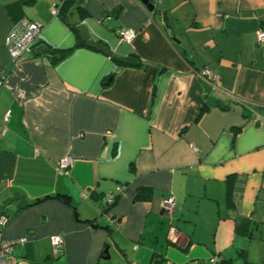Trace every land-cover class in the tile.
<instances>
[{
    "label": "crops",
    "instance_id": "1",
    "mask_svg": "<svg viewBox=\"0 0 264 264\" xmlns=\"http://www.w3.org/2000/svg\"><path fill=\"white\" fill-rule=\"evenodd\" d=\"M151 1L0 0V234L25 238L26 264H264V0ZM75 3L94 39L138 64L77 46ZM23 18L42 25L34 44L69 55L13 62L3 40Z\"/></svg>",
    "mask_w": 264,
    "mask_h": 264
},
{
    "label": "built area",
    "instance_id": "2",
    "mask_svg": "<svg viewBox=\"0 0 264 264\" xmlns=\"http://www.w3.org/2000/svg\"><path fill=\"white\" fill-rule=\"evenodd\" d=\"M50 13L52 15H56L58 13V6L51 7ZM42 25L38 22L31 21L28 19H21L15 22L10 29L8 30L5 38L3 40V44L9 54L10 59L13 62H19L22 58L31 53L34 48V43L36 41V37L41 29ZM119 42H128L130 43L135 37V31L130 28H122L119 30ZM257 43L264 41V28L259 29L256 35ZM202 75L205 76L209 81L212 79V74L209 69H204ZM3 82V77L0 76V86ZM8 114H6L7 116ZM5 116V119H6ZM193 150H197L196 146H192ZM71 162V157L69 155L61 158L58 161L59 168L61 170H65ZM125 187L123 185L118 186L114 193H108L103 196L105 203L108 206H111L115 200L124 193ZM176 203L174 201L173 196H169L164 199L162 203L163 212L165 215L172 218V214L175 210ZM7 220L5 215L0 216V225H3ZM175 234V229L173 227L170 228V235L173 236ZM25 238H19L15 240H5L1 237L0 234V264H26L23 260L16 257L13 253V247L17 243H23ZM53 252H57L60 246L62 245V238L60 236H53L51 238ZM219 260L217 257H211V262H216Z\"/></svg>",
    "mask_w": 264,
    "mask_h": 264
},
{
    "label": "water",
    "instance_id": "3",
    "mask_svg": "<svg viewBox=\"0 0 264 264\" xmlns=\"http://www.w3.org/2000/svg\"><path fill=\"white\" fill-rule=\"evenodd\" d=\"M141 4L146 8L147 11L152 12L154 10V4L151 0H139ZM77 6L78 3H75L71 6V8L67 12V21L70 26L74 28L77 32L79 40L77 42V46H88L100 52H103L105 55L109 56L112 60L128 65H137L138 61L136 58L132 56H120L113 52V49L107 44L106 41L101 39H94L92 37L91 28L82 20H80L77 14ZM158 14L161 15L167 33L172 40H175L172 28L168 22L167 12L166 11H158ZM163 211V210H162ZM107 252V248L105 249Z\"/></svg>",
    "mask_w": 264,
    "mask_h": 264
},
{
    "label": "trees",
    "instance_id": "4",
    "mask_svg": "<svg viewBox=\"0 0 264 264\" xmlns=\"http://www.w3.org/2000/svg\"><path fill=\"white\" fill-rule=\"evenodd\" d=\"M34 48H35V52H37L39 54L42 53V52L45 53V54H47L50 57V60H51L52 63H57V62L61 61L66 56H68L69 53L72 50L71 48L63 49V50H58V49H55V48H52V47H49V46H46V45H42L40 43L35 44L34 45ZM148 197H149L148 192L146 190H142L141 189V190H139L137 192L135 198L136 199H144V198H148ZM43 199H41V200H43ZM110 207L111 206H107V209H105V210L108 211V209Z\"/></svg>",
    "mask_w": 264,
    "mask_h": 264
}]
</instances>
